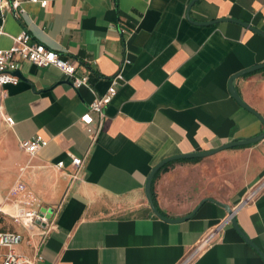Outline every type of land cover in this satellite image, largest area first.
Here are the masks:
<instances>
[{"label": "crops", "instance_id": "1", "mask_svg": "<svg viewBox=\"0 0 264 264\" xmlns=\"http://www.w3.org/2000/svg\"><path fill=\"white\" fill-rule=\"evenodd\" d=\"M18 0L0 7V49L26 31L32 42L75 65L87 86L73 89L53 67L20 61L18 83L2 88L0 209L46 210L50 229L30 236L0 215V231L20 235L29 264H178L264 174V138L213 155L166 163L150 193L166 220L148 209L150 170L177 155L254 137L262 124L230 96L233 74L264 64V0ZM119 73L115 94L91 113L94 142L78 118ZM241 101L264 120V68L233 81ZM47 140L33 157L18 143ZM72 157L82 161L71 181ZM62 162L58 170L55 164ZM18 178L22 190L2 198ZM191 264H264V191L234 214Z\"/></svg>", "mask_w": 264, "mask_h": 264}, {"label": "built area", "instance_id": "2", "mask_svg": "<svg viewBox=\"0 0 264 264\" xmlns=\"http://www.w3.org/2000/svg\"><path fill=\"white\" fill-rule=\"evenodd\" d=\"M30 3H39L40 6L45 5L44 0H27ZM0 7H7L13 12L19 10L18 0H0ZM3 32L0 25V35ZM20 61H27L36 67H53L60 72L69 82L73 89H79L87 86V77H75V65L69 60L62 58L60 54L53 51L40 43L32 42L29 34L26 31H21L11 39V45L7 49H0V99L3 97L2 88L7 85H16L18 78L16 72L19 68ZM121 80L119 73H116L110 79V84L103 96L94 98L87 106L86 111L81 114L78 121L82 124L85 131L91 135V142H94L98 128L92 130L91 113L97 114L100 118L103 117L102 108L109 103L110 99L115 94V88ZM0 118L7 125L12 124L10 117L4 116L0 106ZM47 140H44L38 135L32 136L27 140H22L18 143V147L28 157H33L40 149L45 147ZM82 161L79 158L72 157L70 165L73 168V173L69 175L70 180H77V171L80 168ZM55 167L60 170L62 162L55 164ZM22 190V185L18 178L8 189L6 195L2 198L3 202L9 201L18 192ZM264 191V174L252 184L244 192L241 199L230 208L231 213L210 227L202 237L186 252L178 264H191L205 249H207L219 236L225 225L230 223V218L234 217L235 212L244 205L250 204L261 192ZM13 211L10 214H5L0 209V215L9 220L11 224L18 225L30 236L36 234H45L46 230L50 229L49 214L46 210H24L12 203ZM21 237L17 233L0 231V264H29V261L22 255L16 253L15 248L19 244Z\"/></svg>", "mask_w": 264, "mask_h": 264}, {"label": "water", "instance_id": "3", "mask_svg": "<svg viewBox=\"0 0 264 264\" xmlns=\"http://www.w3.org/2000/svg\"><path fill=\"white\" fill-rule=\"evenodd\" d=\"M194 1L196 0H192L189 4H188V7L186 9V13H185V17L187 19V21L191 22V23H194L192 22L189 17H188V10L190 8V6L194 3ZM221 21H229V22H233V23H236V24H239L243 27L246 26V24L244 23H240L238 21H235V20H231V19H220V20H213L211 22H206V23H194L196 25H202V26H208V25H213L217 22H221ZM264 68V64H260V65H256L254 67H251V68H248V69H245V70H242V71H239L235 74H233L232 76H230L229 80H228V84H227V88H228V92L230 94V96L234 99V101L240 106L242 107L243 109H245L246 111H248L249 113H251L252 115H254L259 121L260 123L262 124V132L254 137H251V138H246V139H241V140H238V141H233V142H228V143H225V144H222L221 146H218L212 150H209V151H205V152H193V153H190V154H183V155H177V156H173V157H170V158H166L162 161H160L158 164H156L151 170L150 172L148 173L147 177H146V180H145V184H144V188H143V194H144V198H145V201H146V204L148 206V209L149 211L155 216L157 217L158 219L160 220H164V221H170V222H181V221H184V220H187L189 219L190 217H192L195 213V211L198 209V207L204 202V201H209V202H214L213 200L211 199H205V200H202L201 202H199V204L196 206V208H194L189 214H187L186 216H184L183 218H180V219H171V220H166L164 219L159 213L158 211L156 210V208L154 207V204L152 202V198H151V193H150V187H151V181H152V178L154 176V174L158 171L159 168H161L163 165H165L166 163L168 162H171V161H175V160H181V159H196V158H203V157H207V156H210V155H213L219 151H222V150H226V149H230V148H235V147H242V146H247V145H251L253 143H256L258 141H260L261 139L264 138V120L252 109H250L246 104H244L241 99L239 98L238 94L236 93V90L233 86V81L240 77V76H243L247 73H250L252 71H256V70H259V69H263ZM223 209L226 211V214H230L231 211H230V208L227 207V206H222ZM230 224L232 226V228L238 232V234L240 235V237L249 245L251 246L250 242L247 240V238L242 235L236 225H235V221H234V217H231L230 218ZM252 247V246H251Z\"/></svg>", "mask_w": 264, "mask_h": 264}, {"label": "trees", "instance_id": "4", "mask_svg": "<svg viewBox=\"0 0 264 264\" xmlns=\"http://www.w3.org/2000/svg\"><path fill=\"white\" fill-rule=\"evenodd\" d=\"M162 168V167H161Z\"/></svg>", "mask_w": 264, "mask_h": 264}]
</instances>
